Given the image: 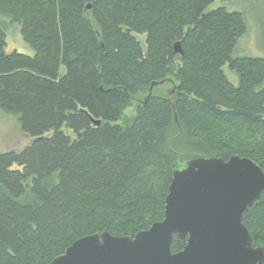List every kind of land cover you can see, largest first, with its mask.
<instances>
[{
  "label": "trees",
  "instance_id": "1",
  "mask_svg": "<svg viewBox=\"0 0 264 264\" xmlns=\"http://www.w3.org/2000/svg\"><path fill=\"white\" fill-rule=\"evenodd\" d=\"M215 1L0 0L35 52L6 53L0 26V110L33 138L0 153V264H50L84 236L134 237L163 221L178 160L170 149L185 159L239 155L264 170V58L234 57L244 15L210 10ZM160 82L174 93L147 98ZM139 91L147 95L128 123ZM175 112L182 132L172 140ZM181 141L187 154L173 145ZM243 223L264 246V191ZM186 244L175 235L172 252Z\"/></svg>",
  "mask_w": 264,
  "mask_h": 264
},
{
  "label": "water",
  "instance_id": "2",
  "mask_svg": "<svg viewBox=\"0 0 264 264\" xmlns=\"http://www.w3.org/2000/svg\"><path fill=\"white\" fill-rule=\"evenodd\" d=\"M90 9L89 4L86 14ZM174 50L183 54L181 42L175 43ZM162 83H153L147 98ZM175 120L179 134L172 140L182 132L176 112ZM92 122L101 125L100 120ZM170 150L178 160L172 165L163 221L134 237L114 236L109 231L84 236L50 264H263L264 246L254 245L243 223L244 213L264 191L263 168L239 155L228 161L185 159ZM175 235L187 238L184 249L176 253L171 248Z\"/></svg>",
  "mask_w": 264,
  "mask_h": 264
},
{
  "label": "rangeland",
  "instance_id": "3",
  "mask_svg": "<svg viewBox=\"0 0 264 264\" xmlns=\"http://www.w3.org/2000/svg\"><path fill=\"white\" fill-rule=\"evenodd\" d=\"M219 7H224L229 12L242 13L247 24L248 31L239 39L234 57L264 58V0H216L210 6V10ZM0 26L6 34V53L16 51L29 56L35 54L34 50L23 40L19 24L12 23L8 17L0 14ZM136 37L141 42L145 39L144 36L137 35ZM64 71L62 70V72ZM224 71L229 81L234 86H239V77L229 68V65L224 67ZM170 77L173 78V76ZM173 88L171 83L159 84L153 89V94L166 97ZM146 95L147 91H139L136 94L137 99H134L125 107L123 118L126 122L130 123L132 121L136 114L138 100H143ZM64 131L75 138L70 130L64 129ZM32 142L33 138L22 131L18 117L0 110V153L8 151L21 152ZM173 145L175 148H181L185 154L188 153L184 141Z\"/></svg>",
  "mask_w": 264,
  "mask_h": 264
}]
</instances>
